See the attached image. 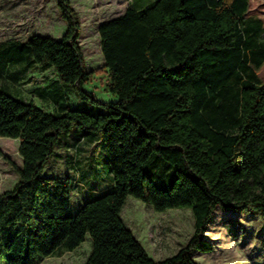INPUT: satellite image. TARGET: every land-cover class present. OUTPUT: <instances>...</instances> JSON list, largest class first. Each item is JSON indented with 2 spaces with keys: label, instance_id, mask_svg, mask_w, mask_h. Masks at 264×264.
<instances>
[{
  "label": "trees",
  "instance_id": "16d2710c",
  "mask_svg": "<svg viewBox=\"0 0 264 264\" xmlns=\"http://www.w3.org/2000/svg\"><path fill=\"white\" fill-rule=\"evenodd\" d=\"M56 2L65 30L2 41L0 78L9 65L50 66L87 106L70 104L56 87V107L48 110L0 80V135L19 139L22 159L9 160L18 177L0 191L3 264H38L87 233L92 245L83 264H201L191 252L213 248L205 231L216 207L257 210L264 219V82L256 71L264 25L247 13L249 0H132L102 19L105 88L114 95L107 100L83 87L92 70L78 16L69 0ZM72 127L98 136L111 178L75 211L72 177L43 171ZM128 194L156 210L190 207L186 242L151 257L121 216Z\"/></svg>",
  "mask_w": 264,
  "mask_h": 264
},
{
  "label": "rangeland",
  "instance_id": "374dc122",
  "mask_svg": "<svg viewBox=\"0 0 264 264\" xmlns=\"http://www.w3.org/2000/svg\"><path fill=\"white\" fill-rule=\"evenodd\" d=\"M69 1L78 16V40L85 64L92 70L83 87L92 90L101 99H112L114 95L105 88L108 69L100 48L97 27L102 19L121 12L132 0ZM247 13L259 16L264 24V0H249ZM65 28L66 23L60 15L56 0H0V43L6 39H25L33 32L59 37ZM257 71L264 82V62ZM42 73L50 78L55 77L52 68H35L20 80L16 81L9 75L0 80L10 90L29 97L32 95L29 93L31 87L43 86ZM67 92L70 104L87 106L85 100L73 89L68 88ZM35 100L45 109L54 108L53 103L46 98L37 95ZM82 133L86 137L76 143ZM93 133L78 127H72L66 138L62 133L61 141L55 145L54 153L43 167L47 174L72 177V211L77 209L90 191L94 190L95 194L111 182L109 175L103 172L105 148L98 136L89 138ZM18 143L17 137L0 135V149L8 156L7 159L0 154V191L12 187L17 180L18 173L9 160L21 164ZM121 216L153 258L175 252L193 231V212L190 207L172 206L156 210L149 202L132 194L127 195ZM205 236L213 244L211 252L202 254H206V264H264V219L257 210H234L218 206L208 222ZM91 245V237L87 233L75 248L66 249L62 246L53 254L42 257L38 264H83ZM159 246H164V250L155 249Z\"/></svg>",
  "mask_w": 264,
  "mask_h": 264
},
{
  "label": "crops",
  "instance_id": "0c3cea01",
  "mask_svg": "<svg viewBox=\"0 0 264 264\" xmlns=\"http://www.w3.org/2000/svg\"><path fill=\"white\" fill-rule=\"evenodd\" d=\"M259 17V16H258ZM262 20V19H261ZM263 22V21H262ZM264 25V24H263ZM263 62H264V60H263ZM263 62H262V64H263ZM261 64V65H262ZM260 65V66H261ZM260 66L259 67H257L256 68V71L260 68ZM35 68H40L41 70H46V69H49V68H52V67H50V66H43V65H39V64H34L33 66H31V67H29V68H27V69H25V68H23L21 65H17V64H14V65H9L8 66V70H7V75H9L10 77H12L14 80H20V78L21 77H23V75L24 74H29L30 72H31V70L32 69H35ZM53 69V68H52ZM54 70V69H53ZM54 73H55V71H54ZM257 73H258V71H257ZM43 74V76H42V79H43V86L42 87H36V86H38V85H35L34 87H31V89H30V94H32L31 96H29V97H25V96H21L20 94H18V93H16V92H14V91H12L14 94H16V95H18V96H20V97H22V98H25V99H29V98H31V99H33L35 102H36V100H35V98L37 97V95L38 96H40V97H43V98H46V99H48V100H50V102L51 103H53V107L54 108H52V109H50V110H53V109H55V107H56V103L54 102V100H53V97H54V95H55V91H56V87H58L60 90H61V92H63V91H65L67 94H66V99L65 100H69V97H68V92H67V88L64 86V85H62L61 84V82L59 81V80H57V75H56V73H55V77L54 78H50V77H47V75L45 74V73H42ZM46 77V78H45ZM63 97H60L59 96V99H62ZM37 104H39L38 102H36ZM40 105V104H39ZM40 106H42V105H40ZM43 107V106H42ZM49 110V109H48ZM123 218V217H122ZM125 221V220H124ZM164 246L163 247H155V249H159V250H161V251H163L164 250ZM213 250V248L211 249V250H208V251H201V250H199V249H193L192 250V252H191V254H192V256L197 260V261H199V263H201V264H206L205 262H206V254H208L209 252H211ZM176 251V250H175ZM204 253H206L205 255H202V254H204ZM201 256H204V258H201ZM0 262H1V260H0Z\"/></svg>",
  "mask_w": 264,
  "mask_h": 264
}]
</instances>
